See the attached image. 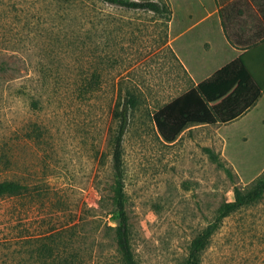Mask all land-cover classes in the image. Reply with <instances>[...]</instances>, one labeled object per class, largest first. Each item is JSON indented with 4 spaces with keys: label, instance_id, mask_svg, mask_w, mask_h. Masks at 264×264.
I'll list each match as a JSON object with an SVG mask.
<instances>
[{
    "label": "rangeland",
    "instance_id": "374dc122",
    "mask_svg": "<svg viewBox=\"0 0 264 264\" xmlns=\"http://www.w3.org/2000/svg\"><path fill=\"white\" fill-rule=\"evenodd\" d=\"M190 85L162 14L98 0H0V181L29 187L0 199V264H41L44 235L77 224L76 251L122 264L108 228L112 109L130 88L145 102L123 143L133 249L140 264H183L235 187L264 174V97L230 124L163 141L152 116ZM202 262L264 264V198L225 218Z\"/></svg>",
    "mask_w": 264,
    "mask_h": 264
},
{
    "label": "trees",
    "instance_id": "16d2710c",
    "mask_svg": "<svg viewBox=\"0 0 264 264\" xmlns=\"http://www.w3.org/2000/svg\"><path fill=\"white\" fill-rule=\"evenodd\" d=\"M98 1L111 6L162 14L167 22L172 15L168 0L164 2L160 0ZM171 54L173 55L172 52ZM181 68L183 77L190 83L189 74L182 65ZM91 81L92 79L88 77L83 83L88 86L92 83ZM85 93L84 91L82 94ZM263 94L264 51L262 55L253 53V57L249 60L242 55L198 85H190L185 90L181 88L179 93L174 94L165 104L158 107L152 119L163 141L173 143L191 127L226 125L234 122L254 108ZM116 98L112 109V115L117 120V130L112 152L114 176L111 188L112 213L116 226L108 228L113 231L112 238L121 263L140 264L132 245L130 216L127 210L123 143L132 114L145 102L142 94L132 88L125 91L120 89ZM208 152L211 158L219 161L218 156L211 149H208ZM219 164L223 166L221 161ZM28 188V184L23 180H2L0 181V199L22 196L28 192ZM263 198L264 174L250 187L236 186L233 199L222 203L214 220L194 237L183 264H203L202 254L225 218L245 207L259 203ZM77 228L78 224L44 235L42 244L37 250L42 260L41 264H93L91 260L86 259L74 249L78 236Z\"/></svg>",
    "mask_w": 264,
    "mask_h": 264
},
{
    "label": "crops",
    "instance_id": "0c3cea01",
    "mask_svg": "<svg viewBox=\"0 0 264 264\" xmlns=\"http://www.w3.org/2000/svg\"><path fill=\"white\" fill-rule=\"evenodd\" d=\"M168 2L172 15L167 22V47L189 74L191 85H198L242 55L247 60L253 53L262 55L264 0Z\"/></svg>",
    "mask_w": 264,
    "mask_h": 264
}]
</instances>
